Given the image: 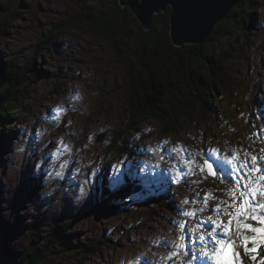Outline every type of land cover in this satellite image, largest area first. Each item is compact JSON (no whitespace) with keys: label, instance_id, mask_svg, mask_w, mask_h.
Returning a JSON list of instances; mask_svg holds the SVG:
<instances>
[{"label":"rangeland","instance_id":"rangeland-1","mask_svg":"<svg viewBox=\"0 0 264 264\" xmlns=\"http://www.w3.org/2000/svg\"><path fill=\"white\" fill-rule=\"evenodd\" d=\"M2 5L7 9H0V24L10 16L14 21L9 33L0 37V67L14 61L23 68L41 35L76 10L70 0H0ZM248 7L253 22L247 29L234 24L229 38L244 46L233 53V84L210 95L218 104L210 109L211 115L204 114L203 122L198 119L194 125L181 124L167 135L161 134L159 123L141 124L126 141V151L116 156L107 146L125 121V65L82 28L68 29L60 35L56 51L36 59L31 65L36 81L24 86L29 96L23 109L0 128V220L12 230L8 243L22 252L25 264L31 259L23 250L30 253L31 248L44 257L36 264H176L169 257L177 251L173 242L181 232L169 218L182 220L177 208L198 209L199 202L183 203L186 198L195 200L196 193L227 199L230 181L204 179L197 170L176 183L174 170L183 168L184 161L173 149L182 146L186 156L211 149L227 155L230 147L240 146L256 154L264 148L258 138L264 135V0H249ZM8 84L7 78L2 87ZM99 85L103 89L97 90ZM60 106L65 111L53 122L49 112ZM221 109L228 112L226 117L232 111L237 114L227 121ZM231 131L245 132L246 145L229 139ZM197 160L203 163L201 157ZM122 161L126 163L121 170L127 173L130 164L134 175L115 185L110 179L113 166ZM154 186L166 192L164 206L156 207V197L145 201V192L155 191ZM151 206L153 218L146 213ZM186 222L193 226L194 218ZM103 238L106 243L96 252H77L80 242ZM245 264H251L247 255Z\"/></svg>","mask_w":264,"mask_h":264},{"label":"trees","instance_id":"trees-1","mask_svg":"<svg viewBox=\"0 0 264 264\" xmlns=\"http://www.w3.org/2000/svg\"><path fill=\"white\" fill-rule=\"evenodd\" d=\"M70 1L75 4L76 10L69 16L58 19L50 31L41 35L40 42H36L33 56L24 61L23 68H19L14 61L10 65L0 67V96L4 100L0 108V128L17 116L16 110L23 109L22 105L29 96L24 86L28 84L27 81H36V70L31 65H34L37 58L56 51L60 35L68 29L82 28L110 48L115 58L125 65L126 98L121 117L125 121L107 146V152L114 156L126 151V141L141 124L159 123L161 134L167 135L181 128V124L194 125L198 119L203 122L204 114L211 115L210 109L214 110L218 104L210 95L215 96L219 87L227 88L233 84L232 57L235 56L234 50L239 45L232 39L229 40L232 27L235 28V24L247 29V23L250 22L251 25L253 22V11L248 7L249 0H241L229 10L225 18L214 25L209 37L203 42L175 46L168 33L169 8L154 18L150 30H144L127 8L119 6L118 0H107L102 5L93 4L90 0ZM2 7L1 11L7 9V5ZM245 15L249 17V21L244 18ZM11 21H14V16L6 17V21L1 22L0 37L9 33ZM243 48L244 46L240 45L237 50L241 52ZM7 78L9 84L4 89L2 85ZM96 88L103 89V86ZM227 113L222 110L221 116L227 121L237 114L232 111V116L226 117ZM218 114L221 115V112ZM207 133L210 135L211 130ZM228 134L229 139L237 142L243 140L246 143L245 132L231 131ZM154 190L147 189L145 201L149 202L151 197H156V204L159 203L156 207L164 206L161 200L168 199V196L162 198L166 192L161 187L154 186ZM33 193L34 191L30 194ZM92 208L96 209L97 206ZM154 210L151 206L146 213L153 218ZM64 232L63 229L62 235ZM12 233L11 230L10 235ZM104 239L80 242L76 247L77 252L81 255L88 252L86 256L90 255L105 245ZM49 240L53 239H47ZM31 251L29 253L23 250L24 257L31 259L29 264L43 261V256H38L33 248ZM31 255L33 257H30Z\"/></svg>","mask_w":264,"mask_h":264},{"label":"snow or ice","instance_id":"snow-or-ice-1","mask_svg":"<svg viewBox=\"0 0 264 264\" xmlns=\"http://www.w3.org/2000/svg\"><path fill=\"white\" fill-rule=\"evenodd\" d=\"M195 23L194 17H179L178 32L182 34L185 28L194 26ZM64 111L62 106L50 110L48 118L54 122L58 114ZM252 135L257 136L256 133ZM258 138L264 141V135ZM173 151L184 161L183 168L177 167L174 170L176 183H180L182 177L186 179L187 175H196L198 170L204 179L212 176L221 183L228 180L230 185L225 193L227 199L214 197L211 192H206L203 197L196 193L195 200L186 198L183 203L199 202L203 207L190 211L175 209L182 220H169L180 230L181 235L178 242H173L177 251H173L169 258L181 257L180 264H243L239 252L243 248L253 264H264V256L258 259V250L264 249V155L250 153L243 146L239 150L230 147L227 155L218 149H211L185 156L186 150L182 146L174 148ZM259 152L264 153V148ZM197 157H201L203 163ZM125 163L122 161L120 166H113L110 177L113 184H120L121 178L126 175H134L130 164L127 173L121 170ZM81 193L83 194V189ZM210 198L216 199L213 215H209L206 220L196 219L198 213L207 210ZM187 218L196 219L195 225L190 227L186 222ZM208 224L211 225L210 228L206 227Z\"/></svg>","mask_w":264,"mask_h":264},{"label":"water","instance_id":"water-1","mask_svg":"<svg viewBox=\"0 0 264 264\" xmlns=\"http://www.w3.org/2000/svg\"><path fill=\"white\" fill-rule=\"evenodd\" d=\"M240 0H118L120 7L128 9L144 30H150L157 14L169 8V35L175 46L198 44L207 39L214 25L223 19L229 10ZM196 19L194 26L177 29L179 17ZM0 96V108L3 103ZM10 229L0 220V264H25L20 259L22 252L15 251L8 243Z\"/></svg>","mask_w":264,"mask_h":264},{"label":"bare ground","instance_id":"bare-ground-1","mask_svg":"<svg viewBox=\"0 0 264 264\" xmlns=\"http://www.w3.org/2000/svg\"><path fill=\"white\" fill-rule=\"evenodd\" d=\"M116 2H117V0H116ZM238 4V3H237ZM165 13V12H164ZM134 16V15H133ZM137 20V19H136ZM138 22V21H137ZM153 22H154V19H153V21H152V24H153ZM139 23V22H138ZM168 29H170V28H168ZM211 40V39H210ZM39 41V40H38ZM40 42V41H39ZM174 45V44H173ZM8 104V103H7ZM2 105V104H1ZM5 126V125H4ZM15 132V131H14ZM15 134H16V132H15ZM109 164V163H108ZM162 187H163V185H162ZM165 189H167V187L165 186ZM81 255V254H80ZM22 261H25V260H22Z\"/></svg>","mask_w":264,"mask_h":264}]
</instances>
